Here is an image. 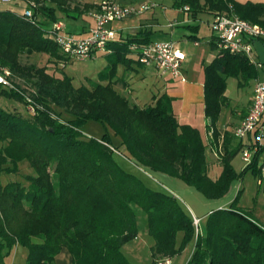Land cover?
<instances>
[{
	"label": "trees",
	"instance_id": "trees-1",
	"mask_svg": "<svg viewBox=\"0 0 264 264\" xmlns=\"http://www.w3.org/2000/svg\"><path fill=\"white\" fill-rule=\"evenodd\" d=\"M173 1L193 17L199 12L211 13L212 19L217 14H235L264 27L263 1ZM26 3L31 15L0 9V65L10 71L12 83V87L0 84V94L34 107L33 113L23 115L0 106V264H7L5 257L17 245L26 248L25 264H49L62 247L70 252L71 264H131L121 245L136 236L137 207L147 215L154 264L178 252L179 231L184 240L195 242L186 264H264V224L253 216L233 204L221 207L206 215L204 233L199 218L196 232L192 214L175 194L147 186L115 158L119 151L139 167L177 177L209 198L224 195L232 181L251 168L259 173L264 194V175L258 167L264 144L237 173L231 159L250 140L245 144L234 130L221 134L216 125L228 100L227 77L235 76L239 86L247 85L264 64L256 65L244 53L218 48L213 37L217 54L204 66V114L210 143L217 150L221 136L223 152L222 170L212 178L207 172V143L196 127L178 121L170 96L161 93L139 106L114 87L116 65L125 59V50L149 40L138 36L109 40L106 50L111 42L118 45L98 80L75 86L69 75L54 70L70 59L44 24L59 20L58 11L77 16L72 11L85 13L98 3ZM37 52L47 54L45 64L21 60L22 54ZM89 119L112 129L120 145L112 142L107 131L99 139L83 136L79 124ZM22 161L27 167L23 179L11 178L21 173Z\"/></svg>",
	"mask_w": 264,
	"mask_h": 264
},
{
	"label": "rangeland",
	"instance_id": "rangeland-1",
	"mask_svg": "<svg viewBox=\"0 0 264 264\" xmlns=\"http://www.w3.org/2000/svg\"><path fill=\"white\" fill-rule=\"evenodd\" d=\"M74 1L82 3L83 0ZM26 7V0H0V9L10 8L15 12L22 13ZM57 14L59 16V20L64 23L65 27L68 26L70 28L68 22L69 18L72 17V15L68 16L60 11H58ZM200 14L201 16L199 18V24L201 25L202 31L206 25L205 20L210 15L205 12ZM44 25L45 28H48L50 24L45 23ZM100 52H98V55L95 56L96 60H94V58L92 57L85 59H70L69 61L65 62L63 66L60 64L56 65L54 70H56L57 75L63 73L69 75L72 78V82L75 86L81 84L91 85L93 82L98 80L97 72L103 68L98 61H105V56ZM21 60L24 62H34L37 65H43L47 61V54L38 52L31 53L29 55L22 54ZM138 68L141 71V68ZM123 78L129 82V87L131 88L132 94L136 93L139 90H142L145 87L147 89L152 88L153 90L157 88L156 82L152 85V83L155 81L154 78L148 77L147 79L146 77L144 79L143 77H141V75L139 77L136 72L130 73V75L127 72L126 74H124ZM225 94L228 100L227 103L224 104L221 108L216 125L217 127L227 125V127L230 128L231 125L227 122L233 113L232 110L237 109L239 99L243 95V91L242 88L239 87L237 77H227ZM151 100L149 99V101L145 102L149 103ZM0 106L9 110L16 109L23 115H27L29 113L27 107L20 100L14 97L6 96L4 94H0ZM198 124L201 137L203 141L206 142L207 126L205 125V123L201 124L199 122ZM78 129L83 136L93 137L97 139L101 138L107 131L112 142L116 145H120L119 137L113 132L112 129L105 127L103 123L99 120H86L79 124ZM219 140L221 144L219 149L217 150L218 156L216 152H214L216 156L213 157L215 154L210 151L207 152L206 149L208 161L207 172L208 175L212 178L217 177L222 170V164L219 160V156L223 152L221 136L219 137ZM243 142L245 144L247 143L246 138L243 140ZM119 149L122 150V147L120 146ZM115 158L126 170L139 176L147 186L154 189H163L175 194L178 199L183 203V205L190 211L191 214L194 213L196 216H200L201 233L205 232L204 228L207 220L206 215L211 210L220 208L218 207L219 204H222L223 207H228L229 205L233 204L235 207L253 216L259 223L264 224V194L261 189V186L258 184L259 173L253 172L251 168L245 169L244 172H242L241 176L234 179L228 191L224 195L218 198H209L203 195L194 186L183 182L177 177H171L163 173L152 172L139 167L137 164L124 157V155L119 151L116 152ZM263 160L264 151L260 152L258 158V167L263 163ZM231 164L235 171L239 173L248 164V161L243 160L242 153L240 150L232 157ZM21 166H23V168H21V173L16 175L11 174V178H18L20 180L23 179V174L27 172V167H25L26 161H22ZM28 170L31 171L30 168H28ZM135 214L137 233L135 237H131L122 243V253L126 256V258L131 264H154L150 251V246L153 243V237L148 232V219L146 212L143 209L137 207L135 210ZM194 243V239L184 240L182 232L179 231L176 235V244L178 252L171 257V264H186L193 253Z\"/></svg>",
	"mask_w": 264,
	"mask_h": 264
},
{
	"label": "crops",
	"instance_id": "crops-1",
	"mask_svg": "<svg viewBox=\"0 0 264 264\" xmlns=\"http://www.w3.org/2000/svg\"><path fill=\"white\" fill-rule=\"evenodd\" d=\"M90 1V0H87ZM99 2L100 0H92ZM122 3H138L142 1L151 0H117ZM159 3L155 8H150L140 14L131 15L122 19L113 20L108 25L114 29V38L111 40L123 39L124 37L138 36L140 39L149 41L156 40H171L174 41L176 47L184 53V59L181 63V71L184 80L179 77H172L168 73H160L156 67L152 65H144L137 61V51L128 46L125 50V59L121 58L116 65V75L114 77V87L122 94L126 95L128 99L139 106L146 104L145 101L153 100L155 96L165 93L172 98V110L181 123H189L196 127L199 131V122L201 124L208 122L204 114V66L212 61L217 54V49L214 44V32L211 28L212 14L205 20V28L201 31L199 12L196 17L174 5L173 0H152ZM257 1V0H256ZM85 1L83 0L82 3ZM264 2V1H263ZM80 3V4H82ZM164 5V7L161 6ZM74 5V3H72ZM91 9L85 13H78L72 11V14H77L69 18V26L66 29L77 36H87L90 33V28L94 24L93 11ZM172 18L177 19V23L173 26L168 25V21ZM200 25V26H199ZM204 25V24H203ZM51 24L48 29L50 30ZM201 31V32H200ZM264 42V41H263ZM118 44L111 42L110 47L104 51H97L92 57L96 60L98 52L105 56V61H98L102 65V69L97 73L99 75L108 65L110 56H114L115 47ZM215 51V52H214ZM62 65L61 63H59ZM141 68V71L139 68ZM61 68V67H60ZM143 68V69H142ZM59 70V69H58ZM135 73L144 79L147 77L154 78L157 88L147 89L146 87L136 93H131L129 82L123 78L126 73ZM123 75V76H122ZM259 79H264V69L258 68ZM257 78L251 79L247 85L239 86L242 88L243 95L240 97L237 109L232 110V115L228 120L230 128L227 125L217 127L222 133L225 129L233 131L235 126L239 124L243 115H245L251 105L253 85ZM5 86V85H2ZM7 87V86H5ZM151 100V101H152ZM144 103V104H143ZM207 130V129H206ZM201 134V133H200ZM207 137V152L210 151L215 154L214 144L210 143V133L206 132ZM254 136L251 132L245 138L247 142ZM214 149V150H213ZM216 154L213 156L215 157ZM207 157V155H206ZM218 207H223L219 204ZM194 213H192L193 215ZM195 215V214H194ZM196 216V215H195ZM200 218V216H197ZM26 248L17 245L5 257L7 264H25ZM171 261V258H170ZM49 264H71V255L66 247H62L54 256Z\"/></svg>",
	"mask_w": 264,
	"mask_h": 264
},
{
	"label": "built area",
	"instance_id": "built-area-1",
	"mask_svg": "<svg viewBox=\"0 0 264 264\" xmlns=\"http://www.w3.org/2000/svg\"><path fill=\"white\" fill-rule=\"evenodd\" d=\"M31 5L35 3L30 1ZM157 5L156 2L142 1L138 3H122L117 0H100L98 7L93 11L94 24L87 36H77L69 32L64 23L57 20L52 23L50 31L60 47L61 51L69 59H85L93 57L97 51L106 50L107 42L114 38V29L108 25L113 20L122 19L131 15L140 14ZM162 6V5H161ZM163 7V6H162ZM31 8L25 9L26 15H31ZM177 23V19L168 21L169 26ZM211 28L218 48L226 49L233 53H244L256 65H260L258 56L254 50L253 40L264 38V27L258 23L251 22L235 14H217L211 20ZM131 48L138 50V60L144 65H152L160 73H168L172 77L184 80L181 71V63L184 53L180 51L174 41L156 40L149 41L140 47L135 43ZM8 68L0 65V84L12 87L8 75ZM30 101V98L27 97ZM29 112L33 113L34 107L31 103L27 106ZM264 79L257 78L253 85L251 105L234 128L237 138L246 137L255 129L253 138L249 145L241 149L242 158L251 162L253 153L259 150L264 139ZM264 146V145H263ZM220 145H218L217 150ZM216 150V154H217ZM261 174L264 175V160L261 164ZM195 231L199 228V217L192 215ZM156 264H170L169 258L159 259Z\"/></svg>",
	"mask_w": 264,
	"mask_h": 264
},
{
	"label": "water",
	"instance_id": "water-1",
	"mask_svg": "<svg viewBox=\"0 0 264 264\" xmlns=\"http://www.w3.org/2000/svg\"><path fill=\"white\" fill-rule=\"evenodd\" d=\"M253 46L258 56L259 62L261 64H264V42L260 39H254Z\"/></svg>",
	"mask_w": 264,
	"mask_h": 264
}]
</instances>
